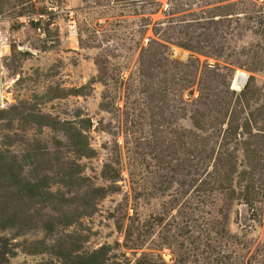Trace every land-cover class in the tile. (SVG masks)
Here are the masks:
<instances>
[{"label": "rangeland", "instance_id": "obj_1", "mask_svg": "<svg viewBox=\"0 0 264 264\" xmlns=\"http://www.w3.org/2000/svg\"><path fill=\"white\" fill-rule=\"evenodd\" d=\"M0 71V264H264V0H0Z\"/></svg>", "mask_w": 264, "mask_h": 264}, {"label": "bare ground", "instance_id": "obj_2", "mask_svg": "<svg viewBox=\"0 0 264 264\" xmlns=\"http://www.w3.org/2000/svg\"><path fill=\"white\" fill-rule=\"evenodd\" d=\"M1 76V74H0ZM245 79H246V75H244V73H238L234 79V81L232 82V90H237L238 88H240L242 85H244L245 83ZM1 99V97H0ZM1 105H2V99H1Z\"/></svg>", "mask_w": 264, "mask_h": 264}, {"label": "water", "instance_id": "obj_3", "mask_svg": "<svg viewBox=\"0 0 264 264\" xmlns=\"http://www.w3.org/2000/svg\"><path fill=\"white\" fill-rule=\"evenodd\" d=\"M0 74H1V71H0ZM0 107H1V99H0Z\"/></svg>", "mask_w": 264, "mask_h": 264}]
</instances>
